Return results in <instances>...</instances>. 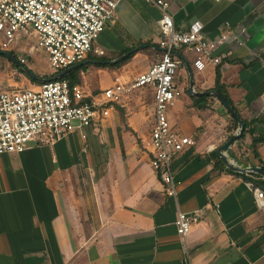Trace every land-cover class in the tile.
<instances>
[{"label": "crops", "instance_id": "0c3cea01", "mask_svg": "<svg viewBox=\"0 0 264 264\" xmlns=\"http://www.w3.org/2000/svg\"><path fill=\"white\" fill-rule=\"evenodd\" d=\"M166 1L177 29L198 21L210 39L230 30L242 41L221 47V61L200 72L191 52L176 51L182 61L175 76L180 95L168 118L178 134L197 140L173 160L176 197L165 194L145 149L153 123L152 90L147 104L131 92L105 120L88 127L84 139L75 132L53 145L31 143L23 152L0 154V264H183L184 246L190 264H264V209L253 193V187L264 190V183L215 168L232 121L209 93L218 69L241 119L259 120L253 134L244 133L226 152L239 166L259 167L250 144L253 135L264 137V60L256 56L263 45L264 0ZM160 15L150 0H119L104 29L113 30L119 44L112 47L107 36V46H100L99 36L93 51L115 55L131 47L135 53L118 68L85 64L78 84L98 93L114 75L146 69L153 60L145 42L157 45ZM7 52L18 60L16 51ZM3 57L4 88H35L41 82L31 81L6 57L11 71L3 69ZM36 61L23 65L33 72L44 68ZM13 72L24 76L16 80L8 76ZM257 149L264 162V142ZM177 211L199 216L184 241L176 232Z\"/></svg>", "mask_w": 264, "mask_h": 264}, {"label": "built area", "instance_id": "2783aa9c", "mask_svg": "<svg viewBox=\"0 0 264 264\" xmlns=\"http://www.w3.org/2000/svg\"><path fill=\"white\" fill-rule=\"evenodd\" d=\"M150 1L161 13L157 20L160 52L146 69L129 77L114 75L110 86L94 93L81 84L70 85L66 79L52 77L86 58L112 20L119 0H0V50L13 49L21 64L41 51L51 70V77L35 88L12 90L4 88L0 80V154L23 152L31 143L53 145L75 132L84 139L86 129L105 120L125 95L146 87L152 90L153 123L144 140L145 149L165 194L176 197L173 160L197 142L193 136L178 134L168 118V110L180 95L175 76L182 61L176 51L191 52L192 66L200 72L221 61L217 53L221 47L242 41L239 33L230 30L210 39L198 21L177 29L168 12L169 2ZM262 42L256 56L263 61L264 36ZM253 193L257 207L264 209V190L253 187ZM198 217L197 213L177 211L174 223L183 241ZM184 253L183 264H190L186 246Z\"/></svg>", "mask_w": 264, "mask_h": 264}, {"label": "trees", "instance_id": "16d2710c", "mask_svg": "<svg viewBox=\"0 0 264 264\" xmlns=\"http://www.w3.org/2000/svg\"><path fill=\"white\" fill-rule=\"evenodd\" d=\"M145 44H146L145 49H152V51H154L155 53L158 52V51H155V47L158 46V45L153 44V43H150V42H145ZM93 46H94V44L92 45V48L89 51V53L87 54V56H86L85 59H95V60H104V61H106V60H112L115 57L121 55L123 52L131 49V47H127V48H124V49L118 51L113 56H107V54H96V53H94ZM134 53L135 52H131L126 58H124V59H122L119 62L114 63V64L104 63V64H95V65L98 66V67H107V68H111V69L112 68H118V67L126 64L131 59V57L133 56ZM12 65L15 66L14 64H12ZM85 67H86V65H83L81 67L75 68V69L69 71L68 73L64 74L61 78L66 79L70 85L78 84V83L81 82V78H80V75H79V71L84 70ZM29 79L31 81H33V82L36 81L33 78H29ZM214 88H215V90H217L223 96V98L227 101V103L239 115V111H238L236 105L234 104V102L229 97V94H228V92L226 90V87L220 82V72H219L218 69L216 70V78H215V86H214ZM198 107L199 108H204V107H206V105L203 104V105H199ZM117 108L120 109V111L122 113V109L118 105H117ZM227 114H228L230 120L232 121V126L229 128V130H230L229 135H230L236 129L237 122H236V120L234 118H232V116H230V114L228 113V111H227ZM121 120L123 121V115H121ZM243 121L245 123V127H244V130H243V133H242L241 137L246 132H249L250 134H253L254 133L253 125L256 122H258L259 120H254L253 119L251 121H246V120H243ZM262 142H264V137L263 136L253 135L252 136V141H251V144H250V150L254 154V156L259 159V161H260L259 167L264 171V162L261 160V158L259 156V153H258V149H257V145L259 143H262ZM214 166H215V168H218L219 170H225V171H227V172H229L231 174H234L236 176H240V177L244 178L245 180L250 181L252 184H254V182H256V181L257 182L259 181L261 183H264V178H261V176H258L256 174H245V173H240V172H236V171L230 170L229 168H227L224 165V163L220 159H216ZM254 178H256V180H254Z\"/></svg>", "mask_w": 264, "mask_h": 264}, {"label": "water", "instance_id": "95a60500", "mask_svg": "<svg viewBox=\"0 0 264 264\" xmlns=\"http://www.w3.org/2000/svg\"><path fill=\"white\" fill-rule=\"evenodd\" d=\"M133 50H134V48L127 50L112 60L104 61V60H95V59H84L82 61H79L77 63H74V64L68 66L67 68H65L62 71L55 74L52 78L53 79L61 78L64 74L68 73L69 71H71L75 68L81 67L82 65H85L87 63H95V64H104V63L114 64V63H117L120 60L126 58ZM0 55L4 56L6 58H9L12 62H14L17 66H19L22 69V71L27 76H29L30 78H34V79L41 80V81L45 80V79L39 77L38 75H36L28 67L21 64L10 52L0 50ZM190 87H192V80H190ZM209 93H211L225 107V109L228 111L230 116H232V118H234L237 122V127H236L235 131L232 134H230L228 136V138L225 140V142L219 147V150L217 152V156L222 160L224 165L232 171L245 173V174H256V175H259L262 178H264V171L260 167H258V166L242 167V166L237 165L235 162L230 161L227 158L226 152L228 151L229 145L241 137L243 130H244V127H245V123H244L243 119L240 118V116L237 114V112L227 103V101L223 98V96L217 90H211V91H209Z\"/></svg>", "mask_w": 264, "mask_h": 264}, {"label": "rangeland", "instance_id": "374dc122", "mask_svg": "<svg viewBox=\"0 0 264 264\" xmlns=\"http://www.w3.org/2000/svg\"><path fill=\"white\" fill-rule=\"evenodd\" d=\"M114 35L113 33V30L111 31H104L102 34H100L101 36V39H99V42H98V45L100 46H103L106 47L107 45L103 42V39H106V37H110V38H113L114 40V43L112 45V47H116L119 43H118V40L116 41V37H112ZM99 38V37H98ZM101 41V42H100ZM96 45V43H95ZM107 54V56H113L111 53H105ZM150 55V58L154 61V59L156 58V53L155 52H151ZM36 59H40V61L38 63H40L44 68H40V67H36L34 68V72L38 75H40L43 79H47L49 78L50 74H51V70L50 68L48 67V64L46 62V60L44 59V54L41 52V51H36L34 54H32L31 56H28L27 57V64H31V63H36ZM2 65H3V69H5L7 67L8 71L10 72L11 68H9V64H8V60L6 58L3 57V61H2ZM9 77L11 76H14L16 78V80H19L20 78H23V74H16L13 72V74H8ZM5 78L7 77V75L4 76ZM149 89L146 88V87H142V88H139V89H135L133 90V92L131 93L130 97H132V95H137V96H140L142 102L144 104H147L149 103V97H150V92L148 91Z\"/></svg>", "mask_w": 264, "mask_h": 264}]
</instances>
